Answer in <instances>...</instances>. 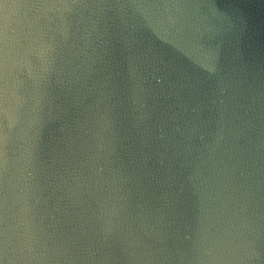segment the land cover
Masks as SVG:
<instances>
[{
  "label": "water",
  "instance_id": "95a60500",
  "mask_svg": "<svg viewBox=\"0 0 264 264\" xmlns=\"http://www.w3.org/2000/svg\"><path fill=\"white\" fill-rule=\"evenodd\" d=\"M0 264H264V0H0Z\"/></svg>",
  "mask_w": 264,
  "mask_h": 264
},
{
  "label": "clouds",
  "instance_id": "9594fccd",
  "mask_svg": "<svg viewBox=\"0 0 264 264\" xmlns=\"http://www.w3.org/2000/svg\"><path fill=\"white\" fill-rule=\"evenodd\" d=\"M40 55H41V56H43V55H44V53H43V52H41V53H40ZM6 56H7V53H6Z\"/></svg>",
  "mask_w": 264,
  "mask_h": 264
}]
</instances>
